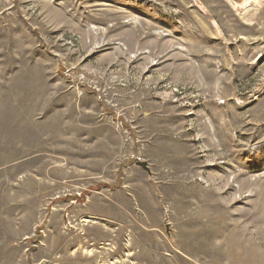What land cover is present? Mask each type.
Returning a JSON list of instances; mask_svg holds the SVG:
<instances>
[{"label":"rangeland","instance_id":"1","mask_svg":"<svg viewBox=\"0 0 264 264\" xmlns=\"http://www.w3.org/2000/svg\"><path fill=\"white\" fill-rule=\"evenodd\" d=\"M0 264H264V0H0Z\"/></svg>","mask_w":264,"mask_h":264},{"label":"water","instance_id":"2","mask_svg":"<svg viewBox=\"0 0 264 264\" xmlns=\"http://www.w3.org/2000/svg\"><path fill=\"white\" fill-rule=\"evenodd\" d=\"M136 165L139 166V167H141V168H143L144 170H148V166H147L146 163H140V162H138Z\"/></svg>","mask_w":264,"mask_h":264}]
</instances>
